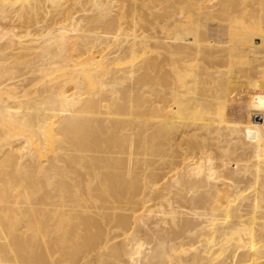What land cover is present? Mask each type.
<instances>
[{
	"label": "bare ground",
	"instance_id": "bare-ground-1",
	"mask_svg": "<svg viewBox=\"0 0 264 264\" xmlns=\"http://www.w3.org/2000/svg\"><path fill=\"white\" fill-rule=\"evenodd\" d=\"M0 22V264H264V0H0Z\"/></svg>",
	"mask_w": 264,
	"mask_h": 264
},
{
	"label": "rangeland",
	"instance_id": "rangeland-1",
	"mask_svg": "<svg viewBox=\"0 0 264 264\" xmlns=\"http://www.w3.org/2000/svg\"><path fill=\"white\" fill-rule=\"evenodd\" d=\"M8 28L5 22H0V33H4ZM17 32V30H14ZM240 91V93L238 92ZM249 96L247 95L246 89L244 86H236V91L234 93L233 103L230 106L233 116H235V121L243 122L246 116V105L248 104ZM251 120L253 123L258 124L259 126L263 125L264 115L261 112H252ZM254 133L249 132L248 136L252 137ZM233 169V166L230 167Z\"/></svg>",
	"mask_w": 264,
	"mask_h": 264
}]
</instances>
